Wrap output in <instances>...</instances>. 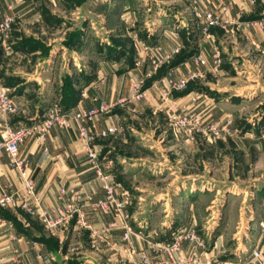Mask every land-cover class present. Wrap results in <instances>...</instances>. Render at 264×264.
I'll list each match as a JSON object with an SVG mask.
<instances>
[{"label": "rangeland", "instance_id": "obj_1", "mask_svg": "<svg viewBox=\"0 0 264 264\" xmlns=\"http://www.w3.org/2000/svg\"><path fill=\"white\" fill-rule=\"evenodd\" d=\"M22 1L28 11L13 7L15 20L5 35L7 40L12 32L19 36L10 47L33 51L16 66L33 69L21 87L39 91L36 78L41 75L44 84L53 78L52 88L60 87L63 96L91 76L104 81L106 74L96 71L107 66L129 73L127 78L135 76L131 81L146 91L135 106L114 108L131 106L133 113L117 111L124 128L103 140L116 147L108 154L117 159L109 173L131 194L133 226L154 236L141 251L192 232L204 242L197 248L199 264H264L263 51L249 45L240 30L212 28V37L188 33L179 26L182 17H176V10L196 17L194 0ZM262 6L257 5L255 19H262L257 14ZM154 59L159 61L155 67ZM187 61L207 69L181 75L175 67ZM191 74L186 88L162 97L167 90L162 78ZM152 100L159 106L154 113ZM173 114H191L193 140L168 127ZM181 246L185 253L193 251L187 240ZM254 248L258 255L252 254ZM78 256L67 257L66 264H105L99 257L80 263Z\"/></svg>", "mask_w": 264, "mask_h": 264}, {"label": "crops", "instance_id": "obj_2", "mask_svg": "<svg viewBox=\"0 0 264 264\" xmlns=\"http://www.w3.org/2000/svg\"><path fill=\"white\" fill-rule=\"evenodd\" d=\"M22 2V0H0V21L7 14L15 12L14 9H23L27 12L28 9H25L26 7L21 4ZM258 4L263 6L262 11L257 12V14L264 17V0H226V5H228L226 10H220L215 5L214 0L199 1L197 5L192 4V6H194V10L195 8H198L200 12L208 10L214 15L226 18L228 22L224 30L228 32H238L240 30L242 32L240 34L244 35L249 45L254 46V48L259 47L264 53V25L259 27L257 24L258 20L264 21V19L263 17L262 19H255V9ZM178 9L176 10V17H182L179 26L185 27L188 33L191 31L200 34L201 24L199 19L192 16V13L187 18L184 14L185 11L182 12L180 7ZM157 16L161 17L159 14ZM242 17L245 21L242 20ZM215 28L222 31V29L217 27L213 29ZM171 33L170 31L166 35ZM162 34L165 35V31L161 32L160 35ZM210 36L212 37V35ZM18 38L19 36L12 32L8 40L5 37L0 39V77L20 108L19 113L11 118L14 123L28 122L30 119L39 116L46 106L54 103L60 106L62 104V94L58 93L60 87L52 88L54 84L53 78H47V83L44 84L41 80L43 78L39 75L36 78V84L40 85L37 92L34 90L29 91L26 86L21 87L23 83L28 81L29 77L31 78L30 75L33 74L31 70L33 69L23 70L21 67L17 69L16 66L21 64V60H24L25 57L33 55V51L24 53L25 51H21L17 48L18 46H14L18 44ZM203 39L206 42L204 47L208 46L209 42L207 41H210V39L208 37ZM11 44H14L13 48L10 47ZM171 44L173 46L174 43L171 42ZM34 53L36 54L37 52L34 51ZM175 68L181 71V75H186L193 69L204 71L207 66L198 64L194 66L192 61H187ZM116 71L117 68L112 70L105 66L104 70L96 71L97 74L98 72L106 74L104 81L98 80V75H96L95 79L90 75L91 77L87 83H74L72 91L76 100L71 108L77 110L78 108L87 109L94 107L96 102L93 98L95 95L108 102L124 95L128 91L131 79L136 78L132 75L127 78L129 73ZM47 74L49 75L48 72ZM7 77H13L15 80L10 82V80L5 79ZM18 77L22 79H16ZM52 90L56 91L54 98L52 97ZM154 101L152 100L150 104L152 105L151 110L153 113L159 107L155 105ZM135 104L133 105L135 106ZM130 107L112 109L109 112L110 114L108 113L94 122L95 137L93 145L100 155L99 163L104 171L110 172L111 166L116 164L117 159L108 155L116 147H113L112 141L111 144H105L103 140L107 139L100 138L95 132L111 127V125L118 126L119 130L123 129L124 127H122L117 117V111L126 112L125 114L131 113ZM136 112L142 114L141 110ZM141 129L143 130V128ZM111 136L107 138L109 139ZM121 143L124 142L122 141ZM44 148H46V151ZM19 155L28 162V173L34 181L35 189L40 194L43 205L47 208L64 206L67 199L58 200L59 188L72 186L80 191V201L77 202V205L85 209L86 221L92 228L101 229L114 221L111 213L95 212L90 208L89 203L102 197L104 192L100 186V180L96 177L87 156L83 153L80 141L76 139L74 124L70 128L53 127L45 142H41L36 137L26 139L20 145ZM7 162L5 155H0V192L15 193L21 189L19 175L15 169H11L7 165ZM116 181L119 187L118 192L128 191L127 188L120 184L119 180ZM87 196L90 197L89 200L86 199ZM131 217L132 214L129 218L128 229L120 225L111 231L105 241L98 240L96 242L89 237V229L80 227L75 221V217L71 218L56 234H50L45 231L36 217L25 215L16 204L7 208H0V258L7 264H15L14 259L17 257L22 263L32 264L37 261V254H41L50 261V264H66V259L77 254L79 256L76 259L80 263H92V257H99L105 264H134L137 259L135 252L145 249L148 243L155 241V239L152 232L148 229L141 231L134 227ZM36 226L39 227V231L35 229ZM126 231H128L129 239H124L123 234ZM186 245L187 243L184 242L183 246L185 247ZM14 250L17 251V256L13 254Z\"/></svg>", "mask_w": 264, "mask_h": 264}, {"label": "built area", "instance_id": "obj_3", "mask_svg": "<svg viewBox=\"0 0 264 264\" xmlns=\"http://www.w3.org/2000/svg\"><path fill=\"white\" fill-rule=\"evenodd\" d=\"M203 0H194L197 3ZM215 5L220 10H226V0H214ZM195 15L201 23V32L206 36L210 35L211 29L214 27H225L227 19L221 16L214 15L211 11H202L195 8ZM13 15H7L0 21V39L4 38L11 30V25L14 22ZM259 27H263V21L258 20ZM177 50H170L166 53V58L171 57ZM198 60L204 63V59L198 54ZM159 61L154 59L153 66L158 65ZM194 77L183 78H162L164 86L167 90L162 92V97L170 96L172 89H184ZM85 94V93H83ZM146 97V91H142L139 82L131 81L128 86V91L119 98L110 102L99 96H94L96 102L92 108H73L65 109L64 107L54 103L45 107V110L36 118L30 119L28 122L14 123L11 121L13 115L19 113L20 108L13 100L12 95L4 86L0 77V155L4 154L7 158V165L11 169H15L19 175L21 189L15 193L2 191L0 192V208H7L11 205H17L19 209L29 217H36L47 233L56 234L67 222L73 217L78 225L89 229V235L93 241H105L114 228L123 225L128 229L130 218L129 205L131 204V194L128 191L118 192V183L114 177L107 171H104L99 163L100 155L93 145L94 141V122L98 118L108 114L117 106L135 104ZM168 126L171 130H182L191 140L192 136V120L191 114L187 115H170L168 118ZM75 125V135L82 145V150L87 156L90 165L95 172L96 177L100 180V186L103 189V196L96 201L90 202L92 211H102L113 215V222L105 225L101 229H94L86 221V211L82 206L77 205L80 201V191L74 187H60L58 200L67 202L64 206L46 207L42 203V199L35 184L28 173V162L19 155L20 145L30 137H36L41 142H45L46 137L53 127L70 128ZM119 131L118 126L101 129L95 133L100 138H107ZM218 133V131H215ZM46 151V148H44ZM87 200L90 197H86ZM172 235V234H171ZM124 239H129L128 231L123 234ZM187 240L193 245V251L185 253L182 250L181 241ZM204 242L191 233L182 232L179 235H172L171 239L163 242L151 243L147 251L135 252L137 259L134 264H199V254L197 248L203 246ZM252 254L258 255V249L254 248ZM13 254L17 256V251ZM37 261L32 264H50V261L37 254ZM15 264H25L17 257L14 259ZM0 264H7L0 258Z\"/></svg>", "mask_w": 264, "mask_h": 264}, {"label": "trees", "instance_id": "obj_4", "mask_svg": "<svg viewBox=\"0 0 264 264\" xmlns=\"http://www.w3.org/2000/svg\"><path fill=\"white\" fill-rule=\"evenodd\" d=\"M62 104L61 106L64 107L65 109L71 108L74 106L76 98L74 97L73 91L69 94L64 93L62 98Z\"/></svg>", "mask_w": 264, "mask_h": 264}]
</instances>
